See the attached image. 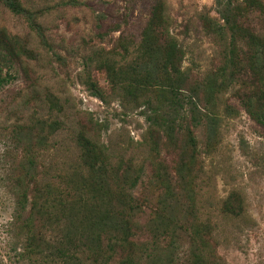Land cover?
Wrapping results in <instances>:
<instances>
[{"label":"rangeland","instance_id":"374dc122","mask_svg":"<svg viewBox=\"0 0 264 264\" xmlns=\"http://www.w3.org/2000/svg\"><path fill=\"white\" fill-rule=\"evenodd\" d=\"M9 1L20 11L0 0V76L12 78L0 88V264H89L108 236H123L111 218L119 200L103 201L95 191L90 207L76 201L82 133L106 146L113 161L144 170L134 190L143 207L132 227L133 255L109 264H199L192 256L200 246L208 264H264V126L249 115L264 116V0H230L242 27L235 42L220 14L228 0ZM153 7H164L184 53L181 88L194 90L207 115L197 129L188 116L181 121L175 149L160 155L150 150L157 134L147 118L155 112L143 105L153 96L137 91L134 103L122 90L162 57L145 41ZM141 45L151 52L135 61ZM105 59L121 72L108 71ZM211 118L215 140L207 148ZM196 223L213 230L209 239L191 240Z\"/></svg>","mask_w":264,"mask_h":264},{"label":"trees","instance_id":"16d2710c","mask_svg":"<svg viewBox=\"0 0 264 264\" xmlns=\"http://www.w3.org/2000/svg\"><path fill=\"white\" fill-rule=\"evenodd\" d=\"M6 6L13 12H19L20 8L17 4L5 0ZM232 2L227 1V4L224 3L222 9L220 10L221 19L224 22L225 27L232 34V42L236 41L235 33H242V27L237 21L235 14L232 13L231 7ZM150 25L146 31L145 38L147 42H150V45L156 46L162 52V57L160 61L154 63H147V69L145 75L141 77V80L136 82V86H133L129 82H123V91L125 94L131 96V101L138 103L137 91L142 94L151 93L152 98H148L147 101L143 102V105L152 107L154 116L148 117L147 120L150 123V127L154 128L153 134H157L156 141H152L150 147L151 153L160 155L161 148L163 151L168 152L173 150L176 147L177 140L176 135L179 134V129H182L180 125L181 121H185L187 116L190 119V123L194 129H197L203 125L205 116L199 110V105L196 100V95L194 90L191 88L183 89L181 88V82L185 80L186 71L182 69L184 53L180 48L178 41L171 37L167 23L165 21V10L164 7L157 8L153 7L150 14ZM203 25L210 30L217 32L218 34L222 33L223 27L213 24L212 20L208 17H203ZM163 21V25L160 26V23ZM116 31V30H113ZM158 35V36H157ZM242 38V36H240ZM155 43V44H154ZM142 50L138 49L136 54V59L133 60H143L147 58L149 52L146 48ZM125 46L123 45V48ZM125 53H127V48L125 47ZM155 53V52H154ZM102 55V56H107ZM117 54L111 53L108 59L113 58ZM126 54H124L125 56ZM123 56V58H124ZM106 67L109 68L108 71L117 70L121 72L120 67L114 68V61L108 60L106 64V59L103 61ZM135 63V62H134ZM150 70H149V69ZM1 71V69H0ZM122 75V74H121ZM12 78H2L0 76V88L3 84L9 81ZM145 87H142V85ZM85 84L91 90L92 95L100 99L102 102L105 101L104 95L98 86L92 82ZM186 85V84H185ZM155 104V107L153 106ZM161 112V113H160ZM249 115L257 123L264 126V116L261 112L254 113L249 111ZM211 118V132L209 138H207V148L212 146L215 140V120ZM150 131V129H149ZM192 131H188V135H192ZM86 134V135H85ZM82 133L78 135L76 139L77 149L79 151L78 158V169L74 173V176L80 177L81 182L80 186L77 188L78 192V201L83 203L85 206L90 204L91 198L94 196L95 191H100L103 193V201L109 197L119 200L120 211L111 213V218L117 222H120L122 225L117 224L120 228H124V233L122 237L120 236H108L107 245L102 251V255H96L95 252H91L88 256L90 260L89 264H96L98 262V256L104 259L103 264H109L112 261H115L116 258L120 261H126L132 257V249L128 251L131 246H133L132 238V227L136 226L135 218L136 215L142 210V202L140 203L134 195V190L136 189L141 177L143 176V167L135 164L132 160L125 161L124 159H119L113 161L110 157L108 149L103 144L99 143L96 138L88 137V133ZM163 138V143L160 145V140ZM195 137L191 136L190 142L194 143ZM197 146V143L194 145V148ZM154 164H152L153 166ZM154 166L153 174L154 177L160 181V184L163 188L167 189V184H165V178L163 175V182L159 170ZM88 184L90 189L84 188ZM167 191V190H166ZM26 200V196H24ZM228 206V203H226ZM90 207V205H89ZM93 208V207H92ZM90 208V209H92ZM229 209L231 207L229 206ZM239 208L238 212L232 213V217H239ZM156 215H158L156 213ZM151 221V223H153ZM197 225H192L191 228V240L196 242V240L201 239V236L207 234V239L212 235L213 230L209 226L196 223ZM202 227V228H201ZM103 232V230L101 231ZM108 235L107 232H105ZM99 236V235H98ZM113 236V235H112ZM197 251V252H196ZM90 252V251H88ZM196 252V253H195ZM193 254V261L201 264H208V256H206V250L204 246H200L195 250ZM107 253L108 256H104ZM150 255H148L149 257ZM130 263V261H129ZM121 264V262L119 263Z\"/></svg>","mask_w":264,"mask_h":264}]
</instances>
